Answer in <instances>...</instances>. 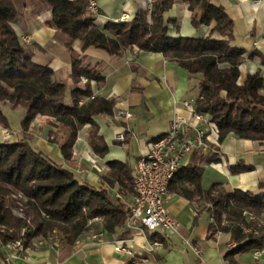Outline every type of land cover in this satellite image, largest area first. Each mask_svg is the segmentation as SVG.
Wrapping results in <instances>:
<instances>
[{"label": "trees", "instance_id": "trees-1", "mask_svg": "<svg viewBox=\"0 0 264 264\" xmlns=\"http://www.w3.org/2000/svg\"><path fill=\"white\" fill-rule=\"evenodd\" d=\"M41 1L51 10L47 24L55 29V37L68 54L71 84L57 80L47 64L33 59L31 47L20 41L11 25L16 16L11 0H0V102L24 109L21 138L0 142V256L2 247L12 241L21 240L24 247H30L33 238L46 237L54 230L61 236V245H72L84 232L97 227V223H88L94 217L101 219L107 233L122 228L127 221L126 201L132 193V167L128 162H107L108 171L100 175L105 186L96 187L76 179L62 163L38 149L35 136L29 132L36 116L47 117L60 135L50 140L58 145L63 160L69 161L78 131L88 125L87 142L92 151L100 157L108 152L94 116H111L115 98L93 94L92 82L97 85L104 78L98 63L84 64L85 57L72 48L75 39L83 42V50L93 46L116 56L132 47L158 52L188 74H201L199 94L193 103L196 111L211 117L219 131L218 142L229 134L264 141V76L247 73L238 83L246 50L232 44L234 22L221 5L213 0H181L190 11L194 28L213 24L208 36L192 38L167 34L163 13L174 0H154L149 8L139 7L131 20L108 21L103 27L95 24L88 0ZM214 32L220 38H213ZM248 56H258L264 64L259 51L253 50ZM0 124L9 127L1 109ZM213 157L194 152L173 175L168 189L194 202L196 214L207 212L212 220L211 232L230 234L234 247L224 257L228 264H236L237 255L264 247V224L258 225V219L264 216V195L237 188L227 190L219 182L204 188L200 164L212 162ZM251 169L240 162L228 167L231 174ZM259 186L264 187V183ZM16 194L23 198L18 199ZM11 207H19L25 218L13 215ZM156 236L164 243L166 238L158 234L150 238Z\"/></svg>", "mask_w": 264, "mask_h": 264}, {"label": "crops", "instance_id": "crops-1", "mask_svg": "<svg viewBox=\"0 0 264 264\" xmlns=\"http://www.w3.org/2000/svg\"><path fill=\"white\" fill-rule=\"evenodd\" d=\"M16 16L11 25L16 35L28 36L31 40L33 59L47 64L54 77L71 84V66L62 41L55 37V29L47 24L51 10L41 0H11ZM221 5L234 22L233 45L247 52L254 49L264 54V0H213ZM146 0H95V24L103 27L108 21L117 22L122 15L131 20ZM174 19V22H170ZM167 34L171 37L203 38L210 34L213 24L194 28L190 22V11L186 3L174 0L171 7L163 13ZM170 22V23H169ZM213 38H220L212 33ZM72 48L85 57L84 64H99L103 82H92L93 94L105 98H115L114 109H128L130 120L114 119L108 115L94 116L98 134L108 146V152L100 157L87 142L85 125L77 133L72 148V158L64 161L57 144L48 141L51 126L46 117L37 116L32 123L34 145L58 163L73 172L76 179L87 181L96 187H104L100 175L108 171L107 162H135L147 151L148 142L169 128L175 115L188 117L184 106L186 99H196L199 94L198 80L201 74H188L177 63L166 59L158 52H144L136 47L126 49L121 55H110L105 50L89 46L83 50L80 39L73 41ZM242 67H257L258 61L245 63ZM251 62V63H250ZM252 72V71H250ZM242 76L244 74H241ZM32 128V127H31ZM19 130V128L17 129ZM118 132L124 133L125 142L115 140ZM192 134V133H191ZM208 144L203 156L214 154L213 161L201 163L203 167L202 186L208 188L214 182L222 183L227 189L251 191L256 196L264 195V141L238 138L229 134L215 147ZM95 157V167L90 157ZM192 154L185 158L186 165ZM243 163L252 167L250 171L231 174L229 165ZM102 168L103 171H98ZM117 192L115 193V195ZM131 197H127L129 204ZM166 206L178 222L177 231L167 237L161 248L151 254L143 251L153 233L147 231H127L116 229L105 233L103 242L96 245L79 236L72 245L28 248L21 255L7 259L9 247H2L0 264H131L125 254L116 253L113 243L126 241L140 251L146 259L143 264H228L225 252L234 247L230 234L224 231L211 232V218L205 211L197 213V206L188 199L171 193ZM97 227L99 225L96 224ZM236 264H261V259L253 257L251 250L235 257Z\"/></svg>", "mask_w": 264, "mask_h": 264}, {"label": "built area", "instance_id": "built-area-1", "mask_svg": "<svg viewBox=\"0 0 264 264\" xmlns=\"http://www.w3.org/2000/svg\"><path fill=\"white\" fill-rule=\"evenodd\" d=\"M88 8L95 12V1L89 0ZM128 15H122L117 22H125ZM27 41L28 37H23ZM189 111V116L184 118L175 115L169 128L164 133L154 137L147 144V151L132 167L131 182L132 193L129 205L128 218L122 227L127 231H147L165 238L177 231L178 222L167 209L166 202L171 192L168 189L169 181L176 171L184 164L186 157L194 152H206L208 144L216 143L218 130L208 114L195 110L192 99L183 101ZM114 119L130 120L133 114L128 109H118L111 115ZM192 133V134H191ZM115 140L123 141V132L115 135ZM90 162L95 167V157H90ZM96 169L101 171L100 168ZM116 196L120 197L121 193ZM248 218L252 216L248 215ZM101 219L94 217L89 224L97 223L99 227H92L81 236L96 245L103 242L105 231L100 225ZM264 224V216L258 219V225ZM249 229H246L248 231ZM9 252L7 259L21 255L28 248L50 247L57 249L61 245V236L54 230L46 237H35L30 247H24L21 240L7 244ZM163 242L156 236L149 239L143 251L151 254L161 248ZM113 250L119 254L127 255L131 264H143L146 260L142 253L126 241L116 240ZM256 259H261L264 264V247L251 250Z\"/></svg>", "mask_w": 264, "mask_h": 264}, {"label": "rangeland", "instance_id": "rangeland-1", "mask_svg": "<svg viewBox=\"0 0 264 264\" xmlns=\"http://www.w3.org/2000/svg\"><path fill=\"white\" fill-rule=\"evenodd\" d=\"M153 1L154 0H146V4H145L144 7L149 8L150 5H151V3ZM89 11H91V10L89 9ZM92 13L95 14L96 12H92ZM25 37H28V36H25ZM22 40H23L22 42H25L26 44H28L31 47V40H30L29 37H28L27 41L25 39H23V38H22ZM31 50H32V48H31ZM254 50H256V49H254ZM256 51H258V50H256ZM248 54H249V52L246 51V54H244V56H243V60L244 59H247L248 60V61H245L246 64L249 63V61H251V62L258 61L259 64L257 65V67H252V66L249 65V67H243L240 70V68L243 66L242 63L244 64V61L242 60V62L239 65V67H240L239 68V70H240V76L238 78V83H241L242 82L245 74H247V73L260 72L261 75L264 76V64H262L260 62L259 57L258 56L249 57ZM250 71H252V72H250ZM241 74H244V75L242 76ZM83 82H84V80H83ZM0 109L2 110V112L5 114V116L8 118V121H9V127L8 128H6V127H4V126H2L0 124V142H2V143H12L14 141L19 140L21 138L20 131H19L20 130V121H21V119L23 117L24 109L22 107L12 108L11 105H10V103H8V102H0ZM115 112H116V110L113 108V114ZM39 117H43V116H39ZM33 120L30 123L29 132H31L33 135H35L36 134V131L34 132V130H33V128H35V127L32 126ZM47 123L50 125L48 118H47ZM50 126H51V131H50V134L48 135V141L49 142H51L50 139H52L53 136H55L56 138H58L60 136L59 134H57V128L54 127V126H52V125H50ZM18 128H19V130H17ZM217 134H219V131L217 132ZM214 144L216 145L215 147H218V145H219L218 140H217V144L216 143H214ZM101 171H103L102 168H101ZM111 192L115 194L116 193V189H112ZM16 197L18 199L23 198V196L20 195V194H16ZM18 205H19V203H18ZM11 211H12V214L13 215H15L17 217L25 218V215L23 214L22 210L19 207H11ZM26 221L28 222L27 219H26Z\"/></svg>", "mask_w": 264, "mask_h": 264}]
</instances>
